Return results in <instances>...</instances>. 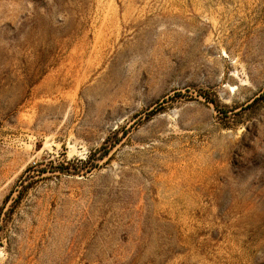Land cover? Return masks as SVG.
I'll use <instances>...</instances> for the list:
<instances>
[{"label": "rangeland", "instance_id": "374dc122", "mask_svg": "<svg viewBox=\"0 0 264 264\" xmlns=\"http://www.w3.org/2000/svg\"><path fill=\"white\" fill-rule=\"evenodd\" d=\"M0 264H264V0H0Z\"/></svg>", "mask_w": 264, "mask_h": 264}]
</instances>
